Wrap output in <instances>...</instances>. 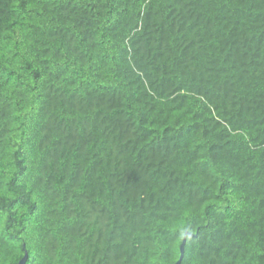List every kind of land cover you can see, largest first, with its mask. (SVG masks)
Segmentation results:
<instances>
[{
  "label": "trees",
  "instance_id": "trees-1",
  "mask_svg": "<svg viewBox=\"0 0 264 264\" xmlns=\"http://www.w3.org/2000/svg\"><path fill=\"white\" fill-rule=\"evenodd\" d=\"M264 264V0H0V264Z\"/></svg>",
  "mask_w": 264,
  "mask_h": 264
},
{
  "label": "water",
  "instance_id": "water-1",
  "mask_svg": "<svg viewBox=\"0 0 264 264\" xmlns=\"http://www.w3.org/2000/svg\"><path fill=\"white\" fill-rule=\"evenodd\" d=\"M190 235L189 233H186L184 238H183V242L180 246V258L179 260L177 261L176 264H181L182 263V259L184 257V253H185V246H186V242H187V236ZM27 259H28V255L27 253L25 254V256L20 260L19 264H26L27 262Z\"/></svg>",
  "mask_w": 264,
  "mask_h": 264
}]
</instances>
